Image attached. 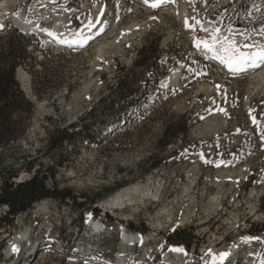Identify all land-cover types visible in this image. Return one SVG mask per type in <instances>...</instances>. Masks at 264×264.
I'll use <instances>...</instances> for the list:
<instances>
[{"label":"rangeland","instance_id":"374dc122","mask_svg":"<svg viewBox=\"0 0 264 264\" xmlns=\"http://www.w3.org/2000/svg\"><path fill=\"white\" fill-rule=\"evenodd\" d=\"M37 1L0 0V43L21 32L35 44L33 52L28 47L31 59L17 68L16 79L36 103L28 134L11 149H0V179L15 173L13 181H24L40 168L49 185L70 189L79 201L97 199L93 207L115 208V216L104 217L100 210L98 218L110 232L96 233L85 221L78 228L80 213L86 219L91 210L54 199L36 202L16 216L14 225L0 227V264H86L82 258L88 253H79L86 242L107 264L118 259L167 264L177 261L171 249L185 250L183 263L193 258L208 264L233 247L239 251L233 264H264V72L231 71L196 46L197 40L216 39L221 47L225 38L237 46L264 45V0H175L172 10L169 4L155 11L139 0H76L73 7L70 0H47L42 9ZM15 13L49 28L68 22L70 27L105 22L113 28L86 46L56 47L37 31L19 27L10 17ZM208 22L221 29L214 32L213 25L204 31ZM145 45L151 58L137 65ZM179 66L178 77L163 86ZM49 73L57 77L47 84L53 94L38 98L34 84ZM123 73L137 102L126 115L131 113L127 126L109 138L99 128L80 130L64 148L51 151L50 133L78 123L115 89ZM171 123L174 130L166 134L180 132L166 143L164 130ZM59 160L66 161L57 165ZM154 160L157 166H151ZM137 183L147 184L146 195H137L131 206H106L117 190ZM112 187L116 190L107 193ZM6 211L0 206V217ZM252 224L260 234L250 231ZM189 232L193 242L184 249L182 238Z\"/></svg>","mask_w":264,"mask_h":264},{"label":"trees","instance_id":"16d2710c","mask_svg":"<svg viewBox=\"0 0 264 264\" xmlns=\"http://www.w3.org/2000/svg\"><path fill=\"white\" fill-rule=\"evenodd\" d=\"M2 41L0 43V149L9 150L28 134L35 114L36 103L28 97L16 79L17 68L27 66L28 59H31L28 47L32 45L33 52L35 44H33L32 38L21 32L9 33ZM149 49L150 46L145 45L138 51L141 57L137 61V65L147 64V60L151 58ZM39 78L40 81L33 87L37 97L52 95L53 92L47 84L52 79H57L56 75L49 73L46 76L41 75ZM130 80L126 73L121 74L119 81L115 84V89L105 98H100L80 118L78 123H72L70 127L58 128L51 132L48 145L51 151L58 152L64 148L65 143L72 142L73 136L80 130L99 128L103 132L105 126L113 125L114 122L116 125L113 126V131L104 134L105 138H109L114 132L125 128L131 113L126 115L130 109H135L137 103L132 100L136 94L133 95L134 91L130 87ZM124 116L126 118L122 119ZM120 121H122L121 124ZM168 129L174 130V124H168L164 130L167 138L166 143H170V140L180 132L169 135L166 134ZM65 161L59 160L57 165H63ZM34 163L33 159L28 161L30 171L33 170ZM157 165L155 160L151 162V166ZM15 177L16 174L13 173L9 177L0 179V206H7L6 213L0 217V227L3 224L14 225V220L19 213L28 211L36 202L44 199H54L77 210H91L94 215H99V209L92 206L97 199H93L90 203H86L87 200L79 201L80 197L70 189L49 185L46 181L48 177L41 172L40 168H36L32 176L24 181L15 182L13 181ZM115 190V187H112L108 189L107 193H112ZM84 220L85 215L80 213L79 229L82 228ZM254 225L252 224L253 227L250 231L254 235L260 234L254 232L256 231ZM180 231H175V233L178 234ZM188 235L189 237H181L184 248H190L193 242L194 235L191 232ZM2 258L1 255L0 260Z\"/></svg>","mask_w":264,"mask_h":264},{"label":"bare ground","instance_id":"6f19581e","mask_svg":"<svg viewBox=\"0 0 264 264\" xmlns=\"http://www.w3.org/2000/svg\"><path fill=\"white\" fill-rule=\"evenodd\" d=\"M153 1V0H151ZM143 2V0H142ZM175 2V0H172L170 1V4L172 3V5L168 6L167 8L169 10H172L173 7V3ZM45 3V2H44ZM155 3V2H154ZM2 4V3H1ZM4 4V3H3ZM2 4V5H3ZM9 4V3H8ZM46 5V4H45ZM161 5V4H160ZM44 6V5H43ZM52 6V4H51ZM73 7V6H72ZM174 10V9H173ZM10 15V14H9ZM71 17V16H70ZM13 19L14 21L16 22L17 25H19V27H21L23 30L25 31H38L42 34H45L46 36H48L49 40L53 41V40H58L59 43H64V44H71L73 43V41H75V37H79L81 40L80 43H78L79 45L81 46H86L88 45L87 44H83L85 41H90L92 35H94V32L96 29H94V31H91L92 27H93V24L94 22L90 23L88 26L86 27H83L81 29H78V32L76 34H72V33H64L62 32V28H59V23L56 25V28H49V27H46L44 25H40V23L38 21H35L33 20L32 18H30L29 16H26L22 13H15L13 15ZM60 21V20H59ZM62 21V20H61ZM1 22V21H0ZM214 25V24H213ZM212 23L208 22L206 23V26H205V29L204 31H208L211 29V27L213 26ZM2 26V25H0ZM55 27V26H54ZM67 28V27H66ZM113 28V26H109L108 28L104 29L103 33H101L100 35H97L95 37H102L103 35L109 33V31ZM68 30V29H66ZM91 31V32H90ZM226 37V36H224ZM220 38V37H219ZM48 41V40H47ZM216 41V39H215ZM219 41V40H218ZM213 42V41H210V43ZM260 44V43H259ZM214 47L218 50L219 54L220 55H224V52H223V48L220 47L218 44L214 45ZM203 53H207V55L212 59V60H216L218 61L222 66L226 67V65L224 63L221 62L220 59L217 58V52H212V51H208L207 49H205L202 45L201 47ZM254 49H249V51H252ZM228 68V67H226ZM229 69V68H228ZM262 69V70H261ZM258 70H261V71H258ZM242 71H250L251 73L253 72H264V64H260L258 67H248V68H245L244 70ZM235 72H239V71H235ZM180 74V66L177 67L174 71H172L170 74H168L165 79L163 80L162 82V85L163 86H166L168 84H170L171 82H173L177 77L178 75ZM262 74V73H261ZM23 77V75H22ZM26 80V79H25ZM23 80V82L25 81ZM29 86V81L27 80L25 83H24V87L25 88H28ZM28 90V89H27ZM30 91V90H29ZM112 130V129H111ZM233 174V173H231ZM227 175V174H226ZM234 175V174H233ZM233 177V176H232ZM148 183V182H147ZM151 183V182H150ZM146 184V183H145ZM153 184V183H152ZM155 184V182H154ZM147 185V184H146ZM146 185H143L141 183H137V184H134V185H131V186H126L124 188H121L119 190H117L115 193H113L112 196H110L109 198L106 199L105 203H106V206H111V207H122L123 205H127L128 202H130V206H131V203L134 201V200H138V198H136L137 195L139 196H142V195H146L145 193L147 192L148 188L146 187ZM187 185V184H186ZM160 186V184H159ZM153 187V186H152ZM155 187V185H154ZM153 187V188H154ZM155 189V188H154ZM151 191V190H150ZM154 192V191H153ZM159 193V187L156 188V194L155 196H157ZM148 197V196H147ZM217 197V196H216ZM136 203V202H135ZM109 228V227H108ZM160 228V227H159ZM157 230V229H156ZM107 232H110L109 230H107ZM127 232V231H126ZM128 234V233H127ZM125 236V235H124ZM23 238V236L20 234V235H17L13 241H12V247L11 249H14L18 244L19 242L21 241V239ZM93 238V237H91ZM96 238V237H95ZM130 238H131V235H130ZM133 239V238H132ZM96 241V240H95ZM128 241V240H127ZM124 243V242H123ZM127 245V244H126ZM130 245V244H129ZM181 252V251H180ZM94 257H93V256ZM93 257V258H92ZM122 257V255H121ZM95 258V259H94ZM82 259H85L86 261V264H107L105 263L104 260H101L102 257H97L95 256V253H93V251L91 252V254H88V255H85L84 258ZM98 259V261H96ZM118 259V258H117ZM139 262V261H137ZM142 262V261H141ZM135 263V262H134ZM140 263V262H139ZM115 264H123V263H119V261H116ZM172 264H179V261H173Z\"/></svg>","mask_w":264,"mask_h":264},{"label":"snow or ice","instance_id":"6c2138e0","mask_svg":"<svg viewBox=\"0 0 264 264\" xmlns=\"http://www.w3.org/2000/svg\"><path fill=\"white\" fill-rule=\"evenodd\" d=\"M164 0H156L152 3L151 7H159L160 3ZM148 3V0H145ZM196 24H200V21H196ZM190 27H195V25H190ZM206 30V29H205ZM214 32H218L219 29H214ZM74 43H80L81 41L76 40ZM215 39L212 43L207 41L197 40L196 46L200 47L203 45L205 49L212 52H217V58L221 60L222 63L226 65L231 71H242L248 67H258L260 64H264V45L260 44H245L243 46H237L235 41H229L227 38L224 39L221 47L223 48L224 55H220L218 50L214 47ZM227 45V46H225ZM241 47L244 49H254L252 51H242ZM255 122V118H253ZM219 259H224L220 256Z\"/></svg>","mask_w":264,"mask_h":264}]
</instances>
